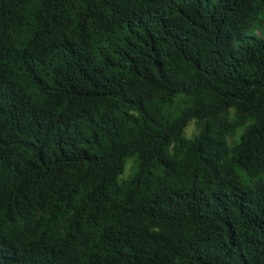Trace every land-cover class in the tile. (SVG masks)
<instances>
[{"label": "trees", "instance_id": "trees-1", "mask_svg": "<svg viewBox=\"0 0 264 264\" xmlns=\"http://www.w3.org/2000/svg\"><path fill=\"white\" fill-rule=\"evenodd\" d=\"M0 264H264V0H0Z\"/></svg>", "mask_w": 264, "mask_h": 264}, {"label": "rangeland", "instance_id": "rangeland-1", "mask_svg": "<svg viewBox=\"0 0 264 264\" xmlns=\"http://www.w3.org/2000/svg\"><path fill=\"white\" fill-rule=\"evenodd\" d=\"M192 127H193V125H189V126L187 127V132H188V133L191 131Z\"/></svg>", "mask_w": 264, "mask_h": 264}]
</instances>
